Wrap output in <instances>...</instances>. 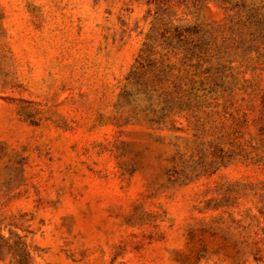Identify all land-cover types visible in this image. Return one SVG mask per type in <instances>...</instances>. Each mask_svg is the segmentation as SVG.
Instances as JSON below:
<instances>
[{
    "label": "rangeland",
    "instance_id": "rangeland-1",
    "mask_svg": "<svg viewBox=\"0 0 264 264\" xmlns=\"http://www.w3.org/2000/svg\"><path fill=\"white\" fill-rule=\"evenodd\" d=\"M264 264V0H0V264Z\"/></svg>",
    "mask_w": 264,
    "mask_h": 264
},
{
    "label": "trees",
    "instance_id": "trees-1",
    "mask_svg": "<svg viewBox=\"0 0 264 264\" xmlns=\"http://www.w3.org/2000/svg\"><path fill=\"white\" fill-rule=\"evenodd\" d=\"M8 252L12 264H31L28 253L25 251L23 243L15 242L8 244Z\"/></svg>",
    "mask_w": 264,
    "mask_h": 264
}]
</instances>
